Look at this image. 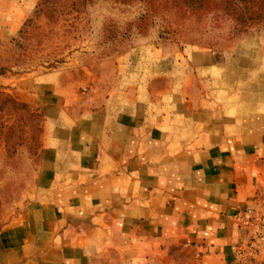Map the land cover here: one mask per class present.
<instances>
[{
    "label": "crops",
    "instance_id": "crops-1",
    "mask_svg": "<svg viewBox=\"0 0 264 264\" xmlns=\"http://www.w3.org/2000/svg\"><path fill=\"white\" fill-rule=\"evenodd\" d=\"M114 72L37 76L43 163L0 228V264L264 258V226L248 222L264 193L263 38L140 43Z\"/></svg>",
    "mask_w": 264,
    "mask_h": 264
},
{
    "label": "rangeland",
    "instance_id": "rangeland-1",
    "mask_svg": "<svg viewBox=\"0 0 264 264\" xmlns=\"http://www.w3.org/2000/svg\"><path fill=\"white\" fill-rule=\"evenodd\" d=\"M246 3L201 0L191 7L186 0H0V228L31 196L43 163L46 122L40 105L30 101L36 99L37 76L110 77L118 54L146 42L223 49L250 34L264 43V0ZM21 4L31 6L24 19L18 17L20 28L1 26L5 13ZM251 213L254 224L264 226V193ZM254 264H264V258Z\"/></svg>",
    "mask_w": 264,
    "mask_h": 264
},
{
    "label": "trees",
    "instance_id": "trees-1",
    "mask_svg": "<svg viewBox=\"0 0 264 264\" xmlns=\"http://www.w3.org/2000/svg\"><path fill=\"white\" fill-rule=\"evenodd\" d=\"M228 1H230V0H228ZM237 1H243V2H245V4L244 5H246L247 3H246V1L247 0H237ZM186 2H187V4L189 5V6H191V7H194V6H196V5H199L200 3H201V0H186ZM236 3H240V2H236ZM240 5V4H239ZM243 5V6H244ZM243 6H240L241 7V9L243 8ZM242 11H243V9H242ZM250 18H254L253 16H250ZM237 19V18H236ZM247 29V28H246Z\"/></svg>",
    "mask_w": 264,
    "mask_h": 264
},
{
    "label": "built area",
    "instance_id": "built-area-1",
    "mask_svg": "<svg viewBox=\"0 0 264 264\" xmlns=\"http://www.w3.org/2000/svg\"><path fill=\"white\" fill-rule=\"evenodd\" d=\"M249 223L251 222V223H254V220H253V218H252V214H251V218L249 219V221H248ZM256 225V224H255Z\"/></svg>",
    "mask_w": 264,
    "mask_h": 264
}]
</instances>
